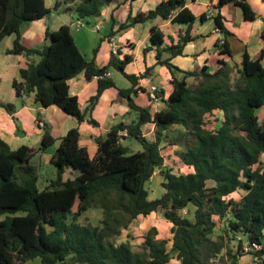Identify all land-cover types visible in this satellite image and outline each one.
<instances>
[{
	"label": "trees",
	"instance_id": "16d2710c",
	"mask_svg": "<svg viewBox=\"0 0 264 264\" xmlns=\"http://www.w3.org/2000/svg\"><path fill=\"white\" fill-rule=\"evenodd\" d=\"M196 1L161 0L153 9L129 12L123 23L110 16L108 39L156 18L182 29L176 42L171 39L168 45L158 27L150 29L149 48L143 52L154 48L156 64L171 75L168 96L164 98L160 89L157 93L163 107L152 113L133 98L142 91L139 82L150 76L151 68L139 75L126 74L133 55L124 54L120 59L119 48L105 66L98 67L93 58L89 60L79 51L68 25L47 29L43 44L28 49L21 41L24 25L47 17L51 9L44 0H0V44L12 35L8 53L35 58L12 83L17 98L32 95L41 108L56 106L78 122L86 120L95 126L92 109L105 90L116 87L105 77L112 69L131 84L118 93L134 115L129 123H117L105 137L95 139L97 150L92 159L79 145L78 128L70 129L59 139L50 159L56 176L42 190L37 187L31 160L56 141L44 123L36 149L21 146L13 151L0 139V264L35 260L39 264H169L172 254L180 264H239L243 256H251L253 264H264V118L258 117L264 107V50L255 58L244 52L238 65L219 59L214 71L206 65L188 71L173 66L170 60L182 56L184 47L195 40L190 32L197 18L186 5ZM118 2L81 0L66 6L65 11L77 16L74 24L81 21L87 27L89 18L100 17L103 8ZM227 4L239 7L247 21H253L255 14L247 0H217L209 7L216 11L215 29L223 34L213 50L232 58L226 41L231 34L220 15ZM198 20L203 22L205 16ZM97 52L98 47L93 54ZM164 52L169 57L162 60ZM79 74L88 81L97 79L96 94L83 112L68 86ZM0 107L13 113V105ZM215 112L222 114L220 125L205 129V117ZM145 125L153 126L152 140L143 133ZM175 127L183 132L175 130L172 135ZM125 140L135 141L141 151L131 150ZM165 146L181 147L176 156L185 173L176 174L165 166ZM66 171L73 177L63 180ZM155 172L162 178L164 192L150 200L146 184ZM239 192V200L234 199ZM91 209L101 211L98 225L79 224L77 219ZM157 212L171 224L170 240L158 239L157 228L151 227L137 252L128 243L116 244L132 221ZM216 229L219 235H214ZM235 240L233 250L229 243Z\"/></svg>",
	"mask_w": 264,
	"mask_h": 264
},
{
	"label": "crops",
	"instance_id": "0c3cea01",
	"mask_svg": "<svg viewBox=\"0 0 264 264\" xmlns=\"http://www.w3.org/2000/svg\"><path fill=\"white\" fill-rule=\"evenodd\" d=\"M53 7L59 0H52ZM161 0H136L133 2H124L119 0L118 4L105 7L101 11L98 18H93L92 25L89 28L75 30L73 24L78 20L75 15L67 24L70 28V34L74 39L79 51L87 58L94 59L98 67L105 66L113 52V49H120L122 58L124 54H132L133 61L125 67L126 74L139 75L145 68H151L150 76L139 82L142 91H138L134 95L136 104L147 107L152 113L159 111L162 102H150L146 90L148 86L154 85L164 93L166 98L170 92V72L167 68L156 64V51L154 48L149 49L146 53L144 49L149 48V36L151 27H158L165 35V44L176 42L177 34L181 32V27L173 25L170 21H163L156 18L144 24L136 25L124 32L117 33L111 38L105 36L111 30L110 16L118 23H123L129 12L135 14L137 11L145 12L153 9ZM68 2V3H67ZM65 6L73 5L74 2L67 1ZM217 0H197L194 3L188 2L187 7L197 18L191 29V36L194 41L187 44L182 56H177L170 60V63L181 71L192 70L194 67H202L206 65L211 71L218 68V60L223 59L230 64H240L241 56L244 52L251 58H255L261 50H264V1L263 0H247L250 9L255 14L253 21L245 20L242 10L234 4H227L220 9V15L223 17L221 21L223 27L231 34L226 37L228 46L232 52V58L219 55L214 51V43L223 37V34L214 27L215 10H209V7L215 6ZM46 5V2H45ZM46 7H48L46 5ZM56 10V9H55ZM204 15L205 20L199 21L198 18ZM47 17L27 23L22 29V46L31 49L40 47L44 42L46 30H57L53 28L52 22H47ZM89 24V20H87ZM115 29V27H114ZM104 31V35H100V31ZM14 36L6 37L0 44V104L13 105L14 110L9 114L0 107V139L7 144L10 150H17L21 146L29 148H38L43 137L44 129L39 128V122H43L48 128L50 135L55 139L53 146L46 151L38 153L32 160L31 164L36 168L38 180L37 187L39 190L48 186L49 182L56 176V171L50 163V159L62 138L72 128L79 130V145L86 149L88 156L92 159L97 150L95 143L96 138L106 136L111 126L123 122L129 123L134 115L129 112L125 100L119 96L118 90L129 89L131 84L123 77V75L115 70L109 69L110 79L114 82L115 88L105 90L94 108L91 111V118L97 125H91L86 120L78 122L73 116L63 113L56 106L41 108L33 101V96L20 99L15 96L12 87L14 80H18L19 71L26 68L27 64L35 61L34 57H25L23 55L9 54L12 49ZM98 47V52L94 55L93 50ZM169 57V54L162 53L161 59ZM264 67V59L261 61ZM181 77L177 74V77ZM69 94L77 99L79 109L83 112L88 105L89 99L96 94L97 79L93 78L88 81L83 74L70 79L68 81ZM264 109L262 107L259 112ZM258 112V113H259ZM264 115L262 116V119ZM153 131L152 125H145L143 133L147 137ZM152 140L151 137L148 138ZM131 140H125L126 142ZM126 145V144H125ZM156 173V172H155ZM73 175L66 171L63 174V180L71 179ZM85 214V213H84ZM83 214V215H84ZM150 214L147 217H152ZM101 220V219H100ZM165 222V227L171 229V224ZM158 230V239H163L160 229L153 224ZM220 230L216 229L214 235H219ZM170 243V242H169ZM243 256L242 258H245ZM240 260H243V259ZM239 260V262H240ZM175 263L180 264L175 258ZM28 264V263H26Z\"/></svg>",
	"mask_w": 264,
	"mask_h": 264
},
{
	"label": "rangeland",
	"instance_id": "374dc122",
	"mask_svg": "<svg viewBox=\"0 0 264 264\" xmlns=\"http://www.w3.org/2000/svg\"><path fill=\"white\" fill-rule=\"evenodd\" d=\"M46 2V5L48 8L51 9V15L52 17H48L47 22H52L53 28H58L59 24H67L71 21V18L69 16L71 15L72 18L75 17V14L72 12H66L65 11V5L64 3L66 1H73L74 5L78 3L81 0H59L61 2L60 6L54 9L52 5V0H44ZM68 3V2H67ZM72 6V5H70ZM104 9V8H103ZM102 9V10H103ZM101 10V11H102ZM89 24L90 27L92 25L93 18H89ZM85 28H89V27ZM104 31H100V35H104ZM264 115V109H262L258 113V117L260 120H262V116ZM222 119V114L220 112H215L212 115H208L204 119V126L207 130H215L220 125V121ZM177 130L179 133H182L183 130L181 128H173L172 129V135H174ZM175 136V135H174ZM153 139V131L150 133V135H147V138ZM124 144L128 145L131 150L133 151H141V146L137 144L135 141H126ZM181 150V147L178 146H165L162 149V154L164 156V164L167 168H171L174 173H185L186 169L181 164L180 159L176 156V152ZM162 178L159 176L158 172H156L153 177L150 179V181L146 184V189L148 191V199L154 200L157 198H160L161 195L164 192V189L161 186ZM241 192L236 193L233 195V198L236 200H239L241 196ZM155 215H152V217H139L136 220L132 221V223L127 227V229L122 230L121 234L116 240V244L120 243H128L130 245V248L133 252L139 251V247L142 244V237L144 233L154 225H156L160 229V234L162 235L163 239L170 240L171 239V233L168 228L165 227V219L163 218L162 214L160 212L154 213ZM102 217L101 211L99 209H91L87 211L84 215H81L77 222L81 225H98L100 222V219ZM237 242L231 241L229 245L235 250ZM168 250L170 251L171 243L167 245ZM243 260H240L239 264H253L252 263V257L246 256L245 258H242ZM28 264H39L38 260L28 262ZM169 264H176L174 255L172 254V257L170 259Z\"/></svg>",
	"mask_w": 264,
	"mask_h": 264
},
{
	"label": "built area",
	"instance_id": "2783aa9c",
	"mask_svg": "<svg viewBox=\"0 0 264 264\" xmlns=\"http://www.w3.org/2000/svg\"><path fill=\"white\" fill-rule=\"evenodd\" d=\"M85 27V24L81 21H78L76 24H74V29L75 30H79L81 28ZM115 49H113V54H115ZM111 76V73L110 71H108L106 74H105V77H110ZM159 89L154 86V85H151V86H148L147 90H146V93H147V96H148V100L150 102H155V101H159V99L157 98V93H158ZM24 98V97H23ZM43 127V123L42 122H39V128L42 129ZM183 214H186V210H183Z\"/></svg>",
	"mask_w": 264,
	"mask_h": 264
}]
</instances>
